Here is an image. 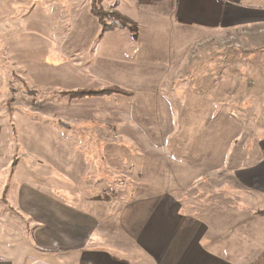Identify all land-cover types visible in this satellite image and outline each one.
Instances as JSON below:
<instances>
[{
  "label": "crops",
  "instance_id": "obj_1",
  "mask_svg": "<svg viewBox=\"0 0 264 264\" xmlns=\"http://www.w3.org/2000/svg\"><path fill=\"white\" fill-rule=\"evenodd\" d=\"M68 1L79 14L95 0ZM98 3L115 19H122L113 22L116 33L101 37L104 57H113L97 69L103 80L101 88H115L125 96L150 86L154 75L160 85L169 88L176 83L177 73L188 72L185 52L170 68L161 69L165 64L161 55L176 56L174 46L153 43L164 34L172 41H181L183 47L194 36L240 30L236 35L240 52L264 50V0ZM124 22L130 23L133 31H124ZM256 71L264 74V66ZM260 79L246 92L248 102L264 101V76ZM179 95L176 91L172 98L185 104L188 99ZM211 96L216 98V91ZM91 98L88 110L94 113L82 121L136 119L127 114V103L111 97ZM2 104L0 101V264H255L261 258L264 127L240 153L231 152L232 162L224 168L226 178L217 192L200 194L195 184L191 190L181 189L183 179L169 170L185 164L172 161L161 166L159 176L145 167L141 176L144 187L133 190L130 198L105 199L104 185L128 167V161L122 164L117 160L113 147L101 139L93 140L95 132L81 130L75 145L67 138L64 145L42 146L41 138L33 136V150L26 153L18 141L20 158H15L14 134ZM16 117L19 121L18 110ZM106 161L114 165L107 167ZM198 181V186L206 183L201 178Z\"/></svg>",
  "mask_w": 264,
  "mask_h": 264
},
{
  "label": "rangeland",
  "instance_id": "obj_2",
  "mask_svg": "<svg viewBox=\"0 0 264 264\" xmlns=\"http://www.w3.org/2000/svg\"><path fill=\"white\" fill-rule=\"evenodd\" d=\"M87 8L76 14L68 0H0V101L14 134V157L20 158L18 141L26 153L33 150V136L41 138L42 146L64 145L67 138H72L75 145L78 132L93 131V140L101 139L107 147H113L121 163L128 161V167L104 185L105 199L130 198L133 190L144 187L141 176L145 167L159 176L161 166L172 161L185 164L169 170L183 179L181 189L191 190L195 184L200 194L219 191L226 178L224 168L232 162L231 152L240 153L246 143L263 132L264 101L248 102L246 92L251 91V84L262 81L264 74L256 70L264 66V50L240 52V41L236 39L240 30L194 36L183 47L181 41H172L164 34L163 39L153 43L165 48L174 46L176 56L161 55L165 62L161 69L170 68L173 60L179 55L181 59L185 52L188 72L177 73L175 84L166 88L154 75V83L135 89L131 97H77L80 91L112 89L101 88L103 80L97 69L107 59L113 60L104 57L102 38L106 33H116V28L103 32L102 24L90 13L91 6ZM103 11L104 25L119 20ZM121 25L124 31H133L130 23ZM89 69L93 70L86 71ZM176 91L188 99L185 104H177L172 98ZM214 91L216 98H209ZM91 97H111L127 103V114L136 119L82 121V117L94 113L88 110L91 106L87 100ZM15 108H20L19 121ZM106 163L107 167L114 165ZM13 171L10 167V174ZM200 178L206 183L198 186Z\"/></svg>",
  "mask_w": 264,
  "mask_h": 264
},
{
  "label": "trees",
  "instance_id": "obj_3",
  "mask_svg": "<svg viewBox=\"0 0 264 264\" xmlns=\"http://www.w3.org/2000/svg\"><path fill=\"white\" fill-rule=\"evenodd\" d=\"M95 3H98V0H95L92 7H91V13L97 18V20L102 24L103 26V32L104 31H107V30H110L112 28H114V23H112L111 25H104L102 22H101V19L102 17H104L105 12L103 10H101L99 7H98V4L97 6L95 5ZM117 19H120V17L116 16ZM121 20V19H120ZM78 94L77 97H83V96H89V95H95V96H104V95H108V94H123L120 90L118 89H115V88H112V89H108V90H102V91H90V90H86V91H80V92H77ZM76 97V96H75ZM264 214V212H262ZM255 264H264V250L262 252V256L261 258L255 263Z\"/></svg>",
  "mask_w": 264,
  "mask_h": 264
}]
</instances>
